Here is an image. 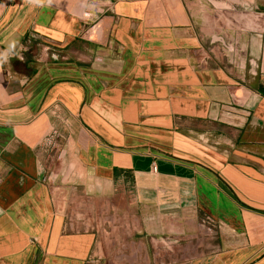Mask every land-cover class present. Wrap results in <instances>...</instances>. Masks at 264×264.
<instances>
[{
  "label": "crops",
  "instance_id": "crops-1",
  "mask_svg": "<svg viewBox=\"0 0 264 264\" xmlns=\"http://www.w3.org/2000/svg\"><path fill=\"white\" fill-rule=\"evenodd\" d=\"M252 1L0 0V264H264Z\"/></svg>",
  "mask_w": 264,
  "mask_h": 264
},
{
  "label": "rangeland",
  "instance_id": "rangeland-1",
  "mask_svg": "<svg viewBox=\"0 0 264 264\" xmlns=\"http://www.w3.org/2000/svg\"><path fill=\"white\" fill-rule=\"evenodd\" d=\"M249 1V0H248ZM252 2L253 5H251L253 8L255 6H259V3H262L264 5V0H253ZM70 125L69 123H65L62 122L61 126L59 129L55 128V132L58 131L57 135L60 134L61 136L58 137V140L60 141L59 144L62 145V141L68 145V143L70 141H68L69 138V131ZM56 134V133H55ZM54 132H51L49 139L50 141H53V139H51L52 136H55ZM48 142V143H49ZM67 148V147H66ZM62 153V150L61 152ZM133 195L134 193H129V189H119L118 191H114L111 195H110V203H109V213L108 216H117V219L119 221V218H124V215H126L128 212L130 211V222H129V227L132 229L133 228V223H132V205L134 204V199H133ZM113 197V198H112ZM82 198H79V200H77V208L82 209V210H86L88 209V207L86 208V202L85 200L82 201ZM118 201V202H117ZM125 202L128 204L127 206H124L125 209H122L120 206L125 205ZM80 205V206H79ZM123 207V206H122ZM113 219H109L108 221L111 222ZM121 222V221H120ZM125 222H127V220H125ZM122 223V222H121ZM117 224V226H119V231L117 234L115 231L112 233V231L110 232L109 235V240H110V247L107 250V253L105 255V258H103L102 262L105 264H130L134 262V258L132 256V254L129 251H124V255L129 256V259L126 258H120L122 257L120 253V249L123 245L124 242L128 243V241L131 240V236L129 234V232L126 230L127 229V225H124L125 223L123 222V224ZM112 226V225H111ZM111 229V228H110ZM113 229V227H112ZM124 231V233H123ZM120 258V259H119ZM123 260V261H122ZM99 264V263H97Z\"/></svg>",
  "mask_w": 264,
  "mask_h": 264
},
{
  "label": "built area",
  "instance_id": "built-area-1",
  "mask_svg": "<svg viewBox=\"0 0 264 264\" xmlns=\"http://www.w3.org/2000/svg\"><path fill=\"white\" fill-rule=\"evenodd\" d=\"M20 0H14V2H19ZM152 171L154 172V173H157V171H158V168H157V165L156 164H153V166H152Z\"/></svg>",
  "mask_w": 264,
  "mask_h": 264
}]
</instances>
